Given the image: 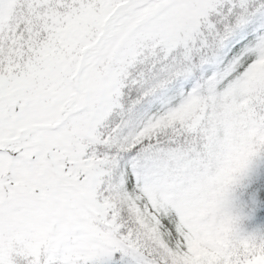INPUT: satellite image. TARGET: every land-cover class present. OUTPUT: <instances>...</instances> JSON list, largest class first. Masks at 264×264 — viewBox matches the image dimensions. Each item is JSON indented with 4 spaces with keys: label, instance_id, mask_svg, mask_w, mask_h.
<instances>
[{
    "label": "snow or ice",
    "instance_id": "1",
    "mask_svg": "<svg viewBox=\"0 0 264 264\" xmlns=\"http://www.w3.org/2000/svg\"><path fill=\"white\" fill-rule=\"evenodd\" d=\"M0 264H264V0H0Z\"/></svg>",
    "mask_w": 264,
    "mask_h": 264
}]
</instances>
